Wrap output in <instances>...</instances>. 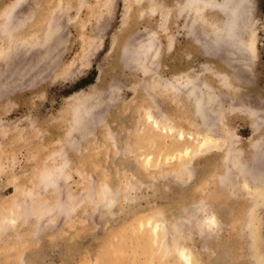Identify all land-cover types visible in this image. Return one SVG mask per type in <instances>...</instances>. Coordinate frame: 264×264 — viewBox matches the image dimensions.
Returning a JSON list of instances; mask_svg holds the SVG:
<instances>
[{
  "label": "rangeland",
  "instance_id": "rangeland-1",
  "mask_svg": "<svg viewBox=\"0 0 264 264\" xmlns=\"http://www.w3.org/2000/svg\"><path fill=\"white\" fill-rule=\"evenodd\" d=\"M184 7L0 0V264H264V0Z\"/></svg>",
  "mask_w": 264,
  "mask_h": 264
},
{
  "label": "bare ground",
  "instance_id": "bare-ground-1",
  "mask_svg": "<svg viewBox=\"0 0 264 264\" xmlns=\"http://www.w3.org/2000/svg\"><path fill=\"white\" fill-rule=\"evenodd\" d=\"M244 2L245 0H219L218 2L216 0H184V5H185V11L187 10L188 11V14L189 15H192V16H201L204 14V12H206L207 10L209 11H216L217 13H219L221 15V18L220 20H217V21H213V38L215 40L216 43H218L219 41H224L226 42V46H227V43L230 47H232L233 49L235 50H245V48H247L246 46H250L248 48V50L252 51L253 50V42H254V33L252 31L248 32L249 36L246 37L245 39H243L242 37H240V35L238 34V29L239 27L243 25H245L246 27H249L248 26V22H246V18L247 17H244L242 15V7L244 5ZM163 5V4H162ZM183 9V8H180V10ZM10 15V14H9ZM249 20V19H248ZM10 23H8L5 27L8 28V25ZM11 25V24H10ZM247 34V35H248ZM150 37H148L149 39ZM153 38V37H152ZM149 39V41H145V44L142 43V47L143 49L145 50V52H140L142 54V57L141 59H144V56L146 57V55H148L149 53H152V50H156V45L155 43ZM141 44V43H140ZM144 45V46H143ZM246 45V46H244ZM137 46V45H136ZM139 46V44H138ZM140 46V47H141ZM127 48V47H125ZM133 48V47H132ZM132 48L130 50H132ZM137 49V47H135ZM135 48H134V51H135ZM129 51V50H128ZM130 52V51H129ZM139 52V51H138ZM139 53V54H140ZM140 54V55H141ZM135 55V54H134ZM139 55V56H140ZM154 55V54H153ZM152 55V56H153ZM128 56V55H127ZM137 56V55H136ZM135 56V57H136ZM129 57V56H128ZM148 57V56H147ZM151 57V56H150ZM137 58V57H136ZM135 59V58H134ZM148 59V58H147ZM233 62V61H232ZM142 63V62H140ZM144 63V62H143ZM139 64V63H138ZM244 64V63H243ZM238 65V64H237ZM237 67V66H236ZM244 67V66H243ZM235 68V67H234ZM240 68V66H239ZM247 77V76H246ZM223 80H224V84L226 86V77L223 76ZM245 79V78H244ZM248 80V78H246ZM188 86L187 88V95L189 97H193L194 99V103L196 104V106H198V110L200 109V105L199 103L202 101L200 98L198 97H195V94H197V90L196 89V86L197 84H195V78L193 77H188V84H186ZM168 88V90L171 92V91H180L179 87L175 84V83H168L166 84V86ZM206 91V90H205ZM211 91V90H210ZM172 93V92H171ZM180 93V92H179ZM209 93V92H208ZM201 95V94H200ZM206 95V94H205ZM203 96V95H202ZM213 102V101H212ZM206 105H209L206 104ZM222 105V104H221ZM263 108V106H261ZM260 109V108H259ZM253 110V109H252ZM257 110V109H256ZM263 111V109H262ZM250 114L252 116V118L255 116V112L253 111H250ZM203 114V113H202ZM150 120H152L153 124H156L157 122L154 121V119L152 118V116H148ZM199 117V116H197ZM201 117V116H200ZM204 117V116H203ZM264 117V115H263ZM217 118V117H216ZM258 122V121H257ZM255 122V123H257ZM173 123V122H172ZM158 125V124H156ZM160 129L162 131H175V133L177 134L178 137H183V132L179 129V130H175L173 126L170 125V123L168 124H163L161 125L160 124ZM190 135H195L194 138L191 137L192 140H196V136H200L201 137V134L199 133H196V132H188V136ZM206 136V135H205ZM204 138V137H203ZM202 138V139H203ZM206 138V137H205ZM190 139V138H189ZM201 140V139H200ZM207 141V140H206ZM199 142V141H198ZM205 142V141H204ZM206 143V142H205ZM209 143V142H208ZM206 145H208L206 143ZM205 145V146H206ZM258 156V155H257ZM240 162V161H239ZM238 162V163H239ZM233 166V165H232ZM236 166V165H235ZM240 166V165H239ZM249 168V167H247ZM48 180L52 179V175L49 176L47 178ZM52 181V180H51ZM47 182V181H46ZM203 204V202H202ZM201 206V207H200ZM200 206L198 207H194V208H191V211L192 214H193V217L195 220V222L199 221L200 217H201V213L198 214L199 212H203V206L201 205L200 203ZM200 215V216H199ZM164 221V220H163ZM215 220L213 219V217L209 218V221L207 223H209V225H212V223L214 222ZM12 223V222H11ZM158 223V222H157ZM176 223V222H175ZM206 223V222H205ZM156 224V223H155ZM146 225V224H145ZM157 225V224H156ZM208 225V226H209ZM158 226V225H157ZM178 226V225H177ZM158 227L156 226H153V231L155 232L156 229ZM165 228V227H164ZM165 230V229H164ZM189 252V251H188ZM190 255L187 253V249L183 248L182 250L179 251L178 253V258L180 260H185V264H190L189 263V257Z\"/></svg>",
  "mask_w": 264,
  "mask_h": 264
},
{
  "label": "trees",
  "instance_id": "trees-1",
  "mask_svg": "<svg viewBox=\"0 0 264 264\" xmlns=\"http://www.w3.org/2000/svg\"><path fill=\"white\" fill-rule=\"evenodd\" d=\"M85 81H83V83H84Z\"/></svg>",
  "mask_w": 264,
  "mask_h": 264
}]
</instances>
